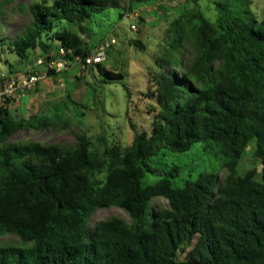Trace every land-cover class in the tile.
Listing matches in <instances>:
<instances>
[{"label": "trees", "instance_id": "16d2710c", "mask_svg": "<svg viewBox=\"0 0 264 264\" xmlns=\"http://www.w3.org/2000/svg\"><path fill=\"white\" fill-rule=\"evenodd\" d=\"M112 7L120 2L43 0L30 7L32 23L10 45L26 61L37 48L41 57L56 59L60 49L68 61L86 57V24ZM215 10V21L195 7L172 23L170 48L151 81V131L136 133L125 151L97 154L85 134L74 147L7 144L19 131L55 123L38 113L15 119V98L0 106V236L20 240L0 245V264H264V19L235 13L227 0ZM135 46L144 49L139 40ZM91 69L101 83L124 79L103 63ZM49 76L63 79L66 71ZM197 143L220 160L224 178L204 171L183 183H146L158 151L183 154ZM251 145L261 171L239 175ZM161 198L166 207L156 203ZM114 206L131 221L111 217L89 227L95 213Z\"/></svg>", "mask_w": 264, "mask_h": 264}, {"label": "rangeland", "instance_id": "374dc122", "mask_svg": "<svg viewBox=\"0 0 264 264\" xmlns=\"http://www.w3.org/2000/svg\"><path fill=\"white\" fill-rule=\"evenodd\" d=\"M42 1L0 0V43L4 52L3 61L0 62L1 76L5 75L9 79L23 76L42 56L41 49L37 48L32 53L31 61L20 59L10 45L32 23L30 7ZM118 1L120 7L106 8L86 24L88 32L84 41L91 50L106 39L116 38L118 43L109 50L108 59L103 65L108 70L121 73L124 79L101 83L102 79L95 69L70 65L65 78H48L35 90L25 94L22 100L24 105L20 102V93L9 106L15 119L38 113L52 119L55 126L44 130L19 131L7 144L40 142L44 145L74 147L76 136L85 134L91 142L92 151L97 154H103L113 146L127 150L136 133L151 131L157 110L151 81L153 75L161 72L157 60L170 48L172 23L195 7L201 8L211 21H215V4L224 0H160L153 5L131 0ZM227 1L239 15L250 10L259 20L264 19V0ZM137 40L144 49L135 46ZM150 165L156 172L147 175V184L156 183L163 177L183 183L196 179L204 171H221L220 160L205 152L198 143L183 154L158 151ZM251 168L259 172L262 168L261 160L253 156V145L241 160L238 174L243 175ZM225 175L226 172L221 171V177ZM156 203L162 207L168 204L162 198L157 199ZM111 217L131 221L126 211L114 206L95 213L89 227L94 228L99 222ZM18 243L20 240L16 235L0 236V245Z\"/></svg>", "mask_w": 264, "mask_h": 264}, {"label": "built area", "instance_id": "2783aa9c", "mask_svg": "<svg viewBox=\"0 0 264 264\" xmlns=\"http://www.w3.org/2000/svg\"><path fill=\"white\" fill-rule=\"evenodd\" d=\"M132 27L136 29L135 25ZM117 43V39L114 37L104 40L96 45L88 56L75 57L74 61L61 58L60 56H65L66 53L64 49H60L58 51L59 57L56 59L53 58V55L38 58L28 74L10 79L2 75V80L0 81V102L4 104L6 100L16 98L19 93H27V91L34 90L46 79H50L49 72L59 74L66 71L72 64L84 69L88 67L95 68L98 64L107 61L109 50Z\"/></svg>", "mask_w": 264, "mask_h": 264}, {"label": "water", "instance_id": "95a60500", "mask_svg": "<svg viewBox=\"0 0 264 264\" xmlns=\"http://www.w3.org/2000/svg\"><path fill=\"white\" fill-rule=\"evenodd\" d=\"M263 165H264V162H263Z\"/></svg>", "mask_w": 264, "mask_h": 264}]
</instances>
